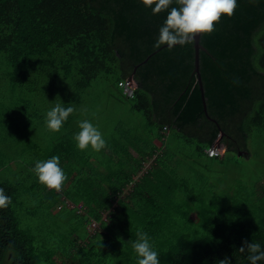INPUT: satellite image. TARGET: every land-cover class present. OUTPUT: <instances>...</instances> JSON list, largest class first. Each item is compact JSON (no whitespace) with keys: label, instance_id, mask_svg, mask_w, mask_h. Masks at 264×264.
<instances>
[{"label":"trees","instance_id":"obj_1","mask_svg":"<svg viewBox=\"0 0 264 264\" xmlns=\"http://www.w3.org/2000/svg\"><path fill=\"white\" fill-rule=\"evenodd\" d=\"M167 14L153 15L141 0H0V70L9 71L5 77L14 89L29 93L44 81L56 83L61 102L74 108L100 76H107L117 98L131 103L154 129V140L164 143L176 130L179 138L195 143L197 160L223 163L228 154L244 152L248 155L240 157H249L251 135L264 133V0H238L231 17L222 14L213 32L202 33L207 112L195 42L153 55L166 46L154 45ZM131 79L137 87L129 97L122 84ZM73 117L46 159L58 156L65 173L76 169L82 193L78 198L67 188L46 191L50 200L64 197L84 207L80 214L96 226L88 227L83 242L73 241L58 264H137L128 242L136 239L137 229L150 236L160 264H219L225 256L232 264H248L247 253L239 252L242 241L264 245V200L257 193L240 186L222 201L209 199L208 192L195 196L191 186L186 194L152 138L124 137L132 145L113 150L119 140L111 137L103 151L106 160L94 165L92 158L82 159L85 154L69 136ZM218 142L225 155L210 158L207 150ZM1 154L0 172L7 167ZM148 160L153 162L146 169ZM0 188L12 197L11 205L0 208V264H48L50 257L40 253L36 237L19 219L20 201L28 194L22 183L0 181ZM92 229L103 231L93 236Z\"/></svg>","mask_w":264,"mask_h":264},{"label":"rangeland","instance_id":"obj_2","mask_svg":"<svg viewBox=\"0 0 264 264\" xmlns=\"http://www.w3.org/2000/svg\"><path fill=\"white\" fill-rule=\"evenodd\" d=\"M8 72L0 70V152L2 161L7 164L0 172V181L22 183V192L28 193L21 199L18 210L22 227L36 237L40 253L50 257L47 263L58 264L63 262L62 254L71 249L73 241L80 239L83 242L89 237L88 227L92 228L93 225L88 215L80 214L85 213L84 207L78 208V204L65 202L64 197L50 200L46 186L38 182L32 171L35 162L46 160L50 150L63 139V133L66 132L63 128L59 132H51L45 125L46 112L54 104L61 103L63 93L56 88V83L50 81L36 84L35 93L14 89L6 80L5 74ZM111 80L102 75L85 91L81 103L75 106V117L69 130L71 139L79 131L78 122L84 119L98 126L107 143L111 137L114 141L119 140L113 150L130 146L131 143L127 144L124 137L145 142L152 138L151 131L154 129L146 125L142 115L133 110L131 103L117 98V90ZM59 85L63 86L61 82ZM53 89L54 94L47 93ZM160 145V155L167 154L174 176L186 187V194L192 186L195 196L208 192L209 199L215 196L217 200L223 201L226 195H234L237 188L244 186L264 200V133L251 135L249 157L228 154L223 163L207 158L197 160L195 143L179 138L176 130L170 131L165 137L164 148ZM104 150L107 147L99 153L91 149L78 150V153L81 156L85 154L82 158L85 161L92 158L91 163L96 165L99 159L106 160ZM152 162L148 160L145 168L151 166ZM72 173L66 172L67 186L63 185L60 191L64 189L66 192L67 188L79 198L82 184L78 181L76 169H72ZM131 191L132 186L122 197L126 198ZM116 207L114 203L113 210ZM110 216L105 213V220H109ZM97 230L100 233L102 229ZM97 230L92 229L91 235L94 236Z\"/></svg>","mask_w":264,"mask_h":264},{"label":"clouds","instance_id":"obj_3","mask_svg":"<svg viewBox=\"0 0 264 264\" xmlns=\"http://www.w3.org/2000/svg\"><path fill=\"white\" fill-rule=\"evenodd\" d=\"M141 2L151 8L153 15L167 11V17L159 29L154 46L159 48L166 45L169 50L177 45L192 44L201 33L213 32L214 25L219 22L221 15L231 17L238 6V0H141ZM174 2L178 7L170 8ZM75 111L73 106L66 107L63 102L54 104L45 114L47 129L59 132ZM78 128L79 131L72 137L78 150L91 149L99 153L107 146L104 135L91 121L87 119L79 121ZM32 171L40 184L56 191H60L68 179L60 166L58 156L37 160ZM11 204L12 197L5 193L4 188H0V208H6ZM135 235L136 239L128 242L136 254L137 264H160L159 253L155 250L148 233L137 229ZM239 252L247 253L248 264L264 262V245L261 243L244 240ZM219 264H232V261L225 256Z\"/></svg>","mask_w":264,"mask_h":264},{"label":"water","instance_id":"obj_4","mask_svg":"<svg viewBox=\"0 0 264 264\" xmlns=\"http://www.w3.org/2000/svg\"><path fill=\"white\" fill-rule=\"evenodd\" d=\"M201 34H199L197 37H196V40L194 41L195 42V49H196V73L198 74L199 76V81H200V85H201V88H202V92H203V99H204V104H205V111L207 112V106H206V102H205V94H204V89H203V84H202V76H201V72H200V51L201 50H205V48L201 45ZM164 48H167V46H164L163 48H161L159 51H157L156 53H154L153 55H156L158 52H160L161 50H163ZM152 56H150L146 62L151 58ZM145 62V63H146ZM243 155H248V153H240V156H243Z\"/></svg>","mask_w":264,"mask_h":264},{"label":"built area","instance_id":"obj_5","mask_svg":"<svg viewBox=\"0 0 264 264\" xmlns=\"http://www.w3.org/2000/svg\"><path fill=\"white\" fill-rule=\"evenodd\" d=\"M123 86V89H124V92L126 95H128L129 97H132L133 96V93L134 91L136 90V83L134 82V80H129L127 81L126 83L122 84ZM223 150L217 146H214L212 148H209L207 150V155L210 157V158H215V157H221L223 156Z\"/></svg>","mask_w":264,"mask_h":264},{"label":"crops","instance_id":"obj_6","mask_svg":"<svg viewBox=\"0 0 264 264\" xmlns=\"http://www.w3.org/2000/svg\"><path fill=\"white\" fill-rule=\"evenodd\" d=\"M152 142H153L154 147L157 148V151H158V153L160 154V147H161L160 144L163 145L162 141L155 139V140H153ZM163 148H164V145H163Z\"/></svg>","mask_w":264,"mask_h":264},{"label":"bare ground","instance_id":"obj_7","mask_svg":"<svg viewBox=\"0 0 264 264\" xmlns=\"http://www.w3.org/2000/svg\"><path fill=\"white\" fill-rule=\"evenodd\" d=\"M214 146H217V147H220L222 150H223V156L225 155V152H226V150H225V148H223L221 145H220V142H218L216 145H214ZM223 156H221V157H223ZM96 225L95 224H93L92 225V227L94 228Z\"/></svg>","mask_w":264,"mask_h":264}]
</instances>
